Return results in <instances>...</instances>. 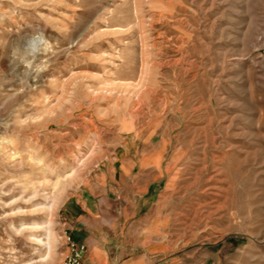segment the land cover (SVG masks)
Returning <instances> with one entry per match:
<instances>
[{"label":"rangeland","instance_id":"rangeland-1","mask_svg":"<svg viewBox=\"0 0 264 264\" xmlns=\"http://www.w3.org/2000/svg\"><path fill=\"white\" fill-rule=\"evenodd\" d=\"M85 190L86 264H264V0H0V264Z\"/></svg>","mask_w":264,"mask_h":264},{"label":"crops","instance_id":"crops-1","mask_svg":"<svg viewBox=\"0 0 264 264\" xmlns=\"http://www.w3.org/2000/svg\"><path fill=\"white\" fill-rule=\"evenodd\" d=\"M142 176H135L133 178L132 189L137 192L142 188ZM89 197H95V203L92 204ZM121 202L127 201L125 195L120 194ZM105 199L103 196L98 194H93L91 191H86L83 194H78L77 198L70 205H67L65 209L67 215H69V220L67 221L66 230L73 236L75 239L82 241L86 245L85 253V262L87 261V243L90 242L93 230L96 229V226L91 224V218L93 215H96L98 211H101V205L104 203ZM92 205L95 206L93 209Z\"/></svg>","mask_w":264,"mask_h":264},{"label":"built area","instance_id":"built-area-1","mask_svg":"<svg viewBox=\"0 0 264 264\" xmlns=\"http://www.w3.org/2000/svg\"><path fill=\"white\" fill-rule=\"evenodd\" d=\"M64 251L60 260L55 264H86V245L84 242L75 239L66 229L62 231Z\"/></svg>","mask_w":264,"mask_h":264}]
</instances>
